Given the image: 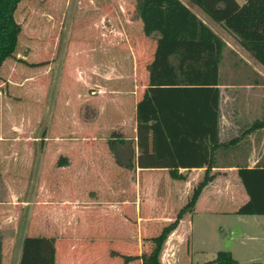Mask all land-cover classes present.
I'll return each mask as SVG.
<instances>
[{
  "label": "rangeland",
  "instance_id": "obj_1",
  "mask_svg": "<svg viewBox=\"0 0 264 264\" xmlns=\"http://www.w3.org/2000/svg\"><path fill=\"white\" fill-rule=\"evenodd\" d=\"M137 2H19L15 57L0 69L2 264H147L126 256H148L198 184L157 168L149 129L134 124L126 74L137 62L140 80L142 50L155 46ZM220 188L206 186L192 228L169 233L161 264H215L233 245L237 264L264 263V214L232 226L224 211L239 202Z\"/></svg>",
  "mask_w": 264,
  "mask_h": 264
},
{
  "label": "trees",
  "instance_id": "obj_2",
  "mask_svg": "<svg viewBox=\"0 0 264 264\" xmlns=\"http://www.w3.org/2000/svg\"><path fill=\"white\" fill-rule=\"evenodd\" d=\"M20 1L0 0V69L5 59L15 57L22 28L15 16ZM191 1L234 33L242 46L264 66V0H244L243 3L238 0ZM137 16L145 35L155 41L152 58L147 62L150 86L138 100V120L153 133L156 158L169 159V171L173 177L183 176L179 173L180 167H206L204 178L194 187L188 202L175 219L153 238L154 247L150 254L146 257L140 254L126 256L128 260L139 258L146 259L147 264H161L159 255L164 241L180 218L187 212H193L203 188L216 175L212 169L217 166L221 149L229 146L221 141L219 134L218 84L226 43L182 0H138ZM160 91L176 92L181 102L162 103L157 94ZM189 107L197 115L190 124L181 120L179 125L177 120L166 118L174 111H186ZM261 123L254 126L259 127ZM237 174L249 199L236 212L264 214V162L253 167L240 165ZM212 262L237 264L229 249L218 250Z\"/></svg>",
  "mask_w": 264,
  "mask_h": 264
},
{
  "label": "crops",
  "instance_id": "obj_3",
  "mask_svg": "<svg viewBox=\"0 0 264 264\" xmlns=\"http://www.w3.org/2000/svg\"><path fill=\"white\" fill-rule=\"evenodd\" d=\"M182 1L192 7L198 14V16L206 24H208L226 43L223 51V58L220 64V81L218 84L220 88L221 110L219 134L221 141L224 143H228L229 146L223 147L221 149L217 166L212 169L213 172H216V175L208 184H213L214 186L215 183H220V190L216 189L218 196L223 195L230 198L231 201L239 202L235 207L224 211L227 214L233 213V215H235L234 221H236V224L232 222L230 223H232V226L238 227V221L244 220L245 222H249V218L245 217L255 215L239 214L236 212L237 209L249 199L248 194L243 199H239L238 197L239 195L237 193H241L240 184L244 188L237 174L238 168L240 165L253 167L260 162H264V110L262 101V89L264 87V66L259 61H257L247 49L242 46L234 33L225 28L219 22H216L215 20L210 18L197 4L193 3L191 0ZM238 1L240 3L244 2V0ZM153 49L154 47L147 48L145 49V51L142 50V56L143 54H146L147 59L139 65L140 68L142 67V71L140 72V80L138 79L139 76L137 62L133 66V69H131V71L126 74V77L128 78L127 83L130 84L129 94L132 100L131 102L133 105V117L135 119L134 124L136 126L138 125V100L144 96L146 88L150 86V73L147 67V62L152 58ZM114 75L116 76V78H112V76H109L108 80L115 79V83H117L118 79L120 78H117L116 74ZM99 81L100 80L98 79L96 81L97 83L94 82L93 85L101 88V86H104L105 83L102 85L101 81ZM105 87L107 86L105 85L104 88ZM175 93L176 92L170 91L157 92V94L161 97L162 103L167 102L169 104H179L181 102V98H179L180 96L176 95ZM189 102L191 103V100ZM94 115H96V112ZM196 116V112L191 111V107H189L186 111H174V113L168 115L166 118L168 120H177L176 123L180 125L181 120L182 122L183 120H186V122L190 124L192 120L194 121L196 119ZM257 122H262L261 126L255 127L254 125ZM145 134L147 135L146 140L149 141V147L146 146L147 144H144V152H140V154L143 157L147 158L148 156L146 147H148V149L152 150L151 152L155 156V142H152L151 139L153 137L154 140L153 133L149 130V132L144 133V135ZM134 138H137V136H134ZM159 160H163L164 163L157 168L170 170L169 159ZM146 167L152 168L153 166ZM137 168H141V166L137 165ZM205 170L206 167H193L191 169H188L187 167H180L179 173L183 174V176H179L176 178L187 181L190 185L192 183L194 184V182L199 183L205 176ZM206 186L203 188L200 196L203 195ZM200 196L196 201L193 212H189L191 216L188 217L190 218L187 217L188 220L180 219L175 230H177L178 227L182 225V223L185 224L186 230L193 227L194 217L199 209L198 204L200 202ZM225 223L230 224L227 218ZM247 235L248 234L246 233H242L241 236L237 239H246ZM170 239H172V236ZM233 246L229 249L232 251L234 256ZM256 254L257 253L251 256H255ZM169 261L172 260L169 259Z\"/></svg>",
  "mask_w": 264,
  "mask_h": 264
}]
</instances>
